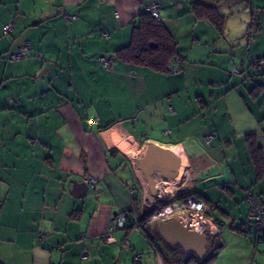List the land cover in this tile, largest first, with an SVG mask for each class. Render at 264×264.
Here are the masks:
<instances>
[{"label":"crops","instance_id":"obj_1","mask_svg":"<svg viewBox=\"0 0 264 264\" xmlns=\"http://www.w3.org/2000/svg\"><path fill=\"white\" fill-rule=\"evenodd\" d=\"M154 1L180 69L103 67L98 58L129 43ZM193 5L214 9L222 29ZM262 59L264 0H0V264H158L143 230L162 264H197L159 235L162 221L139 220L157 193L180 189L208 205L216 226L208 264H264L245 200L247 189L264 200ZM147 144L181 158L172 195L158 189V172L150 192L136 168ZM122 213L127 231L112 229Z\"/></svg>","mask_w":264,"mask_h":264},{"label":"built area","instance_id":"obj_2","mask_svg":"<svg viewBox=\"0 0 264 264\" xmlns=\"http://www.w3.org/2000/svg\"><path fill=\"white\" fill-rule=\"evenodd\" d=\"M159 3L154 1L147 6V10L157 19L160 20L161 17L158 13ZM13 26L11 23L3 25V33H9L12 30ZM106 35V34H105ZM30 48L29 42H26L19 51L10 54L12 60L23 58L27 55V52ZM100 64L105 68H112L114 64V59L111 56H101L98 58ZM260 63L264 64V60H261ZM174 72H177V69H172ZM176 70V71H175ZM238 69L233 68V73H237ZM172 110V107H170ZM211 139V134L204 137V141L209 143ZM183 163L181 162L180 168H182ZM185 170V168H184ZM86 181L91 184H95L96 180L92 178H87ZM182 181L179 183V187L182 186ZM179 193H175L171 197L163 198L158 196L156 200H165L166 205L158 208L149 216H147L142 226L150 224L154 221H164L168 219L175 218L177 219L185 228L189 230H195L201 232L205 230L206 227L209 228V232L216 229L215 224L206 216V211L208 210V205L200 198L195 196H187L179 198ZM246 203L248 204V219L250 223L252 239L254 246L264 242V201L258 195V193L251 191L250 189L246 190ZM126 220L125 214H119L118 216L111 219V228H123ZM132 220L135 222L136 226H139V223L134 217ZM42 237V233H40ZM154 253L157 255L158 264L161 263V257L157 251V245L154 243H148Z\"/></svg>","mask_w":264,"mask_h":264},{"label":"trees","instance_id":"obj_3","mask_svg":"<svg viewBox=\"0 0 264 264\" xmlns=\"http://www.w3.org/2000/svg\"><path fill=\"white\" fill-rule=\"evenodd\" d=\"M193 9L194 14L197 17L200 18L205 16L209 18L219 30L222 29V17L219 16L214 9L196 5H193ZM250 28H254V22L251 24ZM111 57L114 61L118 60L125 63L141 65L151 70L164 73L174 72L172 70L173 68L179 70L180 68H176L174 64L182 63L183 61V56H181L177 50L175 37L171 35L166 26L162 23L161 19L157 20L148 10L137 15L133 24L129 43L115 50ZM187 196L195 195L193 192H190L178 197L183 198ZM166 203L167 202L165 200L157 201L149 210H147V212L145 211V214L139 220L143 222L147 216L158 208L166 205ZM127 220L128 217L126 215L124 228H122L126 231ZM142 233L147 238L148 243H154L157 245V242L146 232V230H143ZM193 257L195 258L197 264H208L214 256H207L204 259L199 260L194 255H190L185 257V260L189 262V260L193 259Z\"/></svg>","mask_w":264,"mask_h":264},{"label":"water","instance_id":"obj_4","mask_svg":"<svg viewBox=\"0 0 264 264\" xmlns=\"http://www.w3.org/2000/svg\"><path fill=\"white\" fill-rule=\"evenodd\" d=\"M181 165V158L171 149L157 144H147L144 152L136 161V168L146 183L148 189L155 193V180L153 175L158 172L162 179L174 178ZM77 191L75 196L85 194V182H73ZM158 233L165 242L180 247L186 257L195 255L202 260L206 255V245L209 239V228L198 232L185 228L177 219L162 221L158 226Z\"/></svg>","mask_w":264,"mask_h":264},{"label":"rangeland","instance_id":"obj_5","mask_svg":"<svg viewBox=\"0 0 264 264\" xmlns=\"http://www.w3.org/2000/svg\"><path fill=\"white\" fill-rule=\"evenodd\" d=\"M184 44V45H183ZM188 43H186L185 44V42L184 43H182L181 44V47H184V49H185V45H187ZM186 50V49H185ZM230 73L232 74L233 73V68L230 70ZM113 110H115V109H113ZM110 112H112V110H110ZM114 112V111H113ZM219 112H221V110L219 111ZM180 173H179V175L177 176L178 177V181H176V180H172V179H169V180H164V179H162L159 175H157V177H156V180H157V185H158V189L160 190V192H162L165 196H169V195H172L173 193H175L176 191V187H177V182H179V180H181L182 178H183V176H182V168L180 169V171H179ZM189 178H190V176H189ZM178 191H180L179 193H185V191L184 190H182V189H180V190H178ZM177 191V192H178ZM209 217H213V219H214V216H209Z\"/></svg>","mask_w":264,"mask_h":264},{"label":"bare ground","instance_id":"obj_6","mask_svg":"<svg viewBox=\"0 0 264 264\" xmlns=\"http://www.w3.org/2000/svg\"><path fill=\"white\" fill-rule=\"evenodd\" d=\"M154 179V178H153ZM167 179V178H166ZM146 184V183H145ZM147 186V185H146ZM148 188V187H147ZM149 190V189H148ZM150 191V190H149ZM134 222V221H133ZM133 224H135V222L133 223Z\"/></svg>","mask_w":264,"mask_h":264},{"label":"clouds","instance_id":"obj_7","mask_svg":"<svg viewBox=\"0 0 264 264\" xmlns=\"http://www.w3.org/2000/svg\"><path fill=\"white\" fill-rule=\"evenodd\" d=\"M165 221V220H164Z\"/></svg>","mask_w":264,"mask_h":264}]
</instances>
